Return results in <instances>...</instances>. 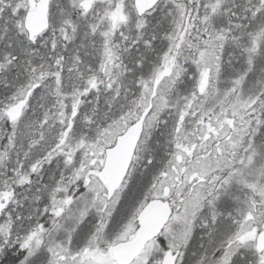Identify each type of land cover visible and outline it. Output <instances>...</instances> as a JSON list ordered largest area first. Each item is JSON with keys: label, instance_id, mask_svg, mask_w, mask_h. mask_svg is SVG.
Here are the masks:
<instances>
[{"label": "snow or ice", "instance_id": "6c2138e0", "mask_svg": "<svg viewBox=\"0 0 264 264\" xmlns=\"http://www.w3.org/2000/svg\"><path fill=\"white\" fill-rule=\"evenodd\" d=\"M0 264H264V0H0Z\"/></svg>", "mask_w": 264, "mask_h": 264}]
</instances>
